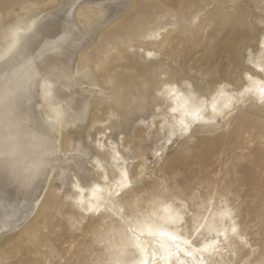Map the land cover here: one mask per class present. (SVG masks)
Here are the masks:
<instances>
[{
	"label": "bare ground",
	"instance_id": "bare-ground-1",
	"mask_svg": "<svg viewBox=\"0 0 264 264\" xmlns=\"http://www.w3.org/2000/svg\"><path fill=\"white\" fill-rule=\"evenodd\" d=\"M257 1L261 4L258 12H254L256 7L253 9L251 0H60L55 7L51 6L56 0H46L45 4L51 5L49 9L40 7L36 13L35 6L38 8L42 2L21 0V14L9 13L10 17L16 15L10 22L0 18V55L6 53L17 29L33 25L31 32L23 33L28 37L29 55L15 64V72L26 73V60L33 57L63 70L50 81L53 96L49 99L37 85L29 96L30 103H10L0 109V241L4 238L7 242L0 244V261L5 259L9 264V254L38 242L57 208H64L61 217L71 220L59 233L63 237L60 247L69 240L65 253L69 255L59 258V263L65 259L64 264H68L74 254L82 258L79 264H108L125 251L131 236L129 228L136 229L145 258L151 260L152 252L158 253L157 264H165L159 258L166 254L161 243L172 249L169 264L249 261L254 248H248L247 235L262 245L264 253V223L262 230H247L245 223L240 228L234 216L229 219L225 215L230 211L227 208L210 209L206 219L205 215L195 217V213L186 216L185 202L164 201L143 209L139 199H132L143 185L132 184L144 176L145 162L142 158L126 161L119 145L121 139L122 143L134 144L135 139H127L126 135L141 119L152 118L157 129L163 128L161 122H170L171 128L177 130L183 119L190 124V135L195 125L213 126L206 122L216 120L221 111L225 117L220 119H226L236 104L247 98L264 111L256 93L245 91L264 83V4ZM138 8L140 13H136ZM197 16L198 21L193 23ZM151 33H159L160 38H152ZM141 52L144 60L140 59ZM149 52L154 56L149 58ZM165 80L176 86L177 95L158 94ZM189 84L191 87H187ZM56 85L62 93L60 99L55 96ZM29 108L31 122L15 128L18 117ZM195 109L202 119H194L191 113ZM260 116L264 117V112ZM155 117H159L157 123ZM50 119H59L55 132ZM34 134L55 135L63 177L60 172L49 171L48 176L54 178L28 184L29 170L45 150ZM110 137L114 138L115 147L110 146ZM117 151L119 158L114 155ZM259 165L263 167L264 161ZM125 170L131 184L121 190L118 198L113 189ZM105 174L110 177L108 183ZM78 181L79 190L74 187ZM94 187L101 191L94 194ZM81 199L83 208L78 203ZM89 203L115 210L88 211ZM71 206H76V210L71 211ZM166 209L182 219L169 222ZM137 220L155 224L177 239L149 235L147 225L141 233ZM233 221L239 236L231 232ZM209 225H215L214 230L209 231ZM215 229L227 230V241L224 235L217 237ZM259 232L262 236L256 237ZM241 238L247 240V245ZM185 239L195 241L193 248L219 239L220 250L212 255L197 252L195 258L186 257L177 249L187 248ZM35 253L33 258L28 253L27 259L19 256L16 264H50L51 260L40 251ZM235 254L238 258L233 263ZM122 258L135 264L142 254L128 246ZM71 264L76 262L72 260Z\"/></svg>",
	"mask_w": 264,
	"mask_h": 264
},
{
	"label": "rangeland",
	"instance_id": "rangeland-1",
	"mask_svg": "<svg viewBox=\"0 0 264 264\" xmlns=\"http://www.w3.org/2000/svg\"><path fill=\"white\" fill-rule=\"evenodd\" d=\"M8 1L10 2L0 0L2 14L0 18H4L5 22L14 20L16 15L11 16L13 18L10 15L21 14V0ZM262 1L264 4V0ZM38 2L42 3L38 8L35 6L36 13L37 10H41L40 7L42 10L49 9L50 4H45L46 0H38ZM58 4L60 0H56V3L50 6L55 7ZM251 4L253 9L256 7L254 12H258L261 4L257 0H251ZM202 12L203 10H200L199 13ZM136 13H140V8ZM144 58H146L145 54L141 52L140 59L144 60ZM261 108L249 98L241 100L226 119L221 120V117L217 116L213 126L195 125L194 131L186 136L179 135L178 130L177 134L172 136L173 129L170 122H167L168 124L161 122L163 128L160 129L152 123V118L141 119L133 124L126 138L132 140L134 138V144L125 141L122 143L123 140H119L126 161L142 158L145 162L144 176L132 184V187L140 184L143 188L134 192L132 199H139L143 209L164 201H173L176 204L185 202L186 216L190 217L195 213L194 216L198 218L205 215L204 219L212 208H227L234 213V219L240 228L245 227V223L248 225L247 230H262L264 166L261 167L259 164L264 161V117L260 116L264 111ZM158 118L155 117V123L158 122ZM170 138L172 143H169ZM110 141V146L115 147L113 137L108 139V142ZM71 207V211L76 210V206ZM63 209L57 208L56 216L51 222L46 223V228L38 242L26 244L18 252L9 254L12 255L9 264H16L19 256L27 259V253L33 258L37 255L35 251L44 254L47 260H51V264H64V260L69 255L65 254L69 240L60 247L63 237L59 233L71 220L61 217ZM57 223L59 225H55ZM21 228L20 226L19 229ZM260 236H262L261 232L256 235V237ZM247 238L250 240L248 248L255 249V252L248 257V264H260L264 260L263 247L250 239L249 235ZM4 240L6 239H1L0 244L7 243ZM237 255H234L233 263L237 260ZM62 257L65 259L59 263L58 259ZM72 260L79 264L82 258L73 254L68 264H71ZM239 264H245V261Z\"/></svg>",
	"mask_w": 264,
	"mask_h": 264
},
{
	"label": "snow or ice",
	"instance_id": "snow-or-ice-1",
	"mask_svg": "<svg viewBox=\"0 0 264 264\" xmlns=\"http://www.w3.org/2000/svg\"><path fill=\"white\" fill-rule=\"evenodd\" d=\"M199 17H195L193 19V23H196L198 21ZM35 23V22H34ZM33 28V25H29L27 29H17L16 32L13 33V40L12 43L9 45L6 53L0 55V109L7 107L10 103H16V102H22V101H29V96L34 88H36L37 85L40 86V88L43 90L45 99H49L53 96V84L50 81H54L58 73H62L63 70L60 69L59 65L55 64H44L41 62H38L35 57L32 59H27L25 63L26 67V73L24 74H18L15 72L14 66L16 63H18L21 59H25L28 57L29 53L26 51V41L28 37L24 36L23 33L25 32H31ZM34 35V32L32 33ZM152 38L159 39L160 35L159 33H151L150 34ZM66 38V34L65 37ZM149 58L154 56L153 52L148 53ZM41 81L43 83L41 84ZM187 87H191V85H187ZM223 86H221V90L219 94H223L222 92ZM245 91H253L257 95V100L261 105H264V83L259 84L257 87L253 89H245ZM100 94L103 95V90L100 91ZM160 96H164L165 94L169 96H175L177 95V89L176 86L171 84L168 81H162V87L158 93ZM243 95V93H242ZM55 96L56 98L60 99L62 98V93L60 91L59 85H56L55 87ZM225 107H229L226 105ZM54 111H57L54 109ZM175 112V109H173ZM213 113H216V108L213 107ZM58 114V111H57ZM192 116L194 119L199 120L202 119L201 114L198 109H195L192 113ZM31 109L29 108L26 112L22 113L14 125L15 128L19 129L22 125H26L30 123V117H31ZM219 116L221 118L225 117V113L221 111L219 113ZM59 123V119H57L55 122H53L51 119L49 120V124L53 125L52 131H56L55 124ZM210 123L215 124L216 120L213 119L210 121ZM190 131V124L186 122L185 120H180L178 125V133L181 136H186L189 134ZM177 134V128H173L172 136H175ZM34 138L38 139L44 146L45 150L43 154L38 158L36 163L30 168L29 175L27 177V182L29 185L37 181L38 179H52L54 177H49L48 172L51 171L54 174L56 172H60L61 176L63 177L64 171H63V162L59 159V149L57 147L58 141L55 138V135H40L35 136ZM169 143H172V139H169ZM89 155L91 153L89 152ZM116 158H119V152L117 151L114 153ZM159 155V153H157ZM110 180V177L105 174V183H108ZM131 184V178L129 176V173L127 170L120 173V179L116 181L115 188L113 191L115 192V195L119 198L121 195V190L124 188L129 187ZM79 181L77 182L74 187H77L79 190ZM93 193L101 191L99 187H94L92 189ZM111 195V192H110ZM96 199H99V197H95ZM36 203H39V200L36 201ZM78 203L81 205V207H84L83 200L81 199L78 201ZM88 211H94V212H101L102 210H110L114 211L115 209H107L106 207H102L101 204L93 205L91 203L87 206ZM121 215H123V209L120 210ZM166 211L169 212L168 221L171 223H175L178 220H181L182 217L179 216L178 213L172 214L170 209H166ZM229 219L234 215L231 211L225 214ZM131 223V221H129ZM137 225L139 227V231L142 233L145 230V225H147V232L149 235H159L161 237H167L171 241H175L177 239L176 236L170 234L167 231H164L155 224H147L146 221H139L137 220ZM209 231L214 230L215 225H209ZM216 230V235L219 237L220 235H224L225 240L227 241V230H224L221 232L218 229ZM128 231L131 233V236L128 238L127 245H125V251L120 253L119 255H116L111 261L108 262V264H129V262L122 257L126 254V250L128 246H132L135 249H138L140 253L142 254V258L135 262V264H157V255L158 253L156 251L152 252V259L149 260L146 257L145 248L142 246L141 240L139 236L137 235L136 229L129 228ZM231 232L234 236H239V229L236 226L235 221H233V226L231 228ZM242 239V243L247 245V240L244 238ZM184 245L187 246V248H179L177 246L178 252H183L184 256L186 257H193L195 258V253L197 252H208L209 255L215 254L220 250L221 242L219 239L210 241L208 243H205L201 248H193L192 244L195 243V241L190 242L188 239H185L183 241ZM160 248L164 250V253L166 254H160L159 258L160 260L164 261L165 264H169V258L173 255L172 249L169 247H166L164 243L160 244ZM191 249V250H188ZM253 252H255V249H253ZM177 259H179V255H177ZM0 264H6L4 261H0ZM51 264V262H50ZM97 264H104L103 261L97 262ZM180 264H185L184 261H181ZM199 264H204V261H199ZM245 264H248V261H245Z\"/></svg>",
	"mask_w": 264,
	"mask_h": 264
}]
</instances>
